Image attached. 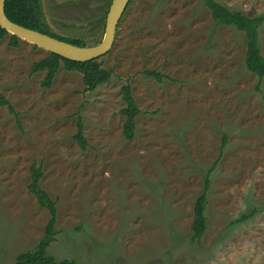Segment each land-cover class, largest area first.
<instances>
[{
	"label": "rangeland",
	"instance_id": "1",
	"mask_svg": "<svg viewBox=\"0 0 264 264\" xmlns=\"http://www.w3.org/2000/svg\"><path fill=\"white\" fill-rule=\"evenodd\" d=\"M111 1L40 3L53 33L94 46ZM218 1L264 13V0ZM9 39L0 40V93L13 109L0 106V264L34 252L49 220L27 189L33 166L55 202L47 253L57 261L264 264V81L245 69L242 32L216 25L204 0H131L97 59L111 80L91 92L62 67L43 89L45 72L30 68L48 52ZM260 49L264 57V25ZM126 82L141 111L130 141L120 113ZM78 118L85 150L73 139ZM202 194L206 228L195 237Z\"/></svg>",
	"mask_w": 264,
	"mask_h": 264
},
{
	"label": "trees",
	"instance_id": "2",
	"mask_svg": "<svg viewBox=\"0 0 264 264\" xmlns=\"http://www.w3.org/2000/svg\"><path fill=\"white\" fill-rule=\"evenodd\" d=\"M206 8L210 11L211 18L216 25L233 27L245 36L246 53L244 59L245 69L255 75L259 84L264 81V57L260 49V29L264 25V13L250 16L241 10H232L227 5L220 3L218 0H204ZM4 12L11 22L32 29L58 40L83 47L84 41L77 39H68L53 33L45 23L42 14L40 0H6ZM9 34L0 28V40ZM18 39L10 35L9 44L16 46ZM62 67L68 72H77L81 74L83 92H91L99 86L110 82L113 70L102 67V64L96 60L87 62H76L62 58L56 54L48 53L43 59L34 62L30 68V75L45 72V76L40 82L43 89H49L59 68ZM144 75L153 77L157 82H161L164 77L157 71H144ZM260 87L257 85V88ZM121 99L125 106L120 110L124 117L123 137L130 141L135 135V119L141 113L138 109L132 95L131 86L126 82L121 87ZM0 106H6L11 113L13 109L6 98L0 93ZM73 139L81 150L87 147L86 140L83 136V125L78 118L76 123V133ZM225 141V140H223ZM41 169H30L31 182L28 185V191L36 198L39 206L45 209L49 214V220L44 229V234L40 239L34 252H25L15 257L13 264H77L75 261L63 259L57 261L51 258L47 249L54 241L56 229L54 227L57 218L55 202L50 199L48 194L39 186ZM209 188V181H206L205 192ZM205 194L200 195L194 204L193 221L191 230L195 237L203 236L206 228L205 210L207 205ZM251 214L242 215L233 223L245 221Z\"/></svg>",
	"mask_w": 264,
	"mask_h": 264
},
{
	"label": "water",
	"instance_id": "3",
	"mask_svg": "<svg viewBox=\"0 0 264 264\" xmlns=\"http://www.w3.org/2000/svg\"><path fill=\"white\" fill-rule=\"evenodd\" d=\"M131 0H112L104 26L102 40L94 46L79 47L41 32L25 28L7 19L4 6L6 0H0V28L17 39L24 40L48 53L56 54L67 60L87 62L106 55L115 41L118 25Z\"/></svg>",
	"mask_w": 264,
	"mask_h": 264
}]
</instances>
